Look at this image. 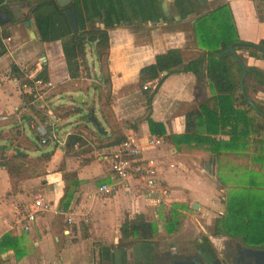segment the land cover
I'll use <instances>...</instances> for the list:
<instances>
[{
  "label": "crops",
  "instance_id": "crops-1",
  "mask_svg": "<svg viewBox=\"0 0 264 264\" xmlns=\"http://www.w3.org/2000/svg\"><path fill=\"white\" fill-rule=\"evenodd\" d=\"M222 4L228 5L242 41L254 44L264 41V0H73L78 31L91 28L107 31V89L110 93L107 100L92 45L85 46L87 69L80 66L74 74L71 72L76 57L69 46L75 32L70 30L64 8L55 0H0V113L10 116L7 121L0 122V139L4 133L8 134L6 141L12 147L10 158L14 152L25 155L21 159L22 165L34 159L30 166L32 172L39 170L36 161L46 163L43 171L21 179L19 184L11 180L15 176L13 172L0 165V237L7 233L13 238L9 248L0 247V264H149L155 249L151 244L143 242L141 248L133 249L118 246V242L124 239L119 232L123 219L143 214L147 220L157 222L155 218L159 215V226L163 227V217L170 207L179 204L181 206L177 210L184 214L195 202L190 200L191 197L210 193L213 185L210 187L200 176L204 174V168L211 166L214 175L220 170L221 161L242 153H211L203 145H194L204 143H177L170 138L184 133L187 113L199 110V105L208 100L213 105L208 80L191 71L168 74L154 93L148 112L144 89L138 84V72L143 66L153 63L157 54L171 48L180 49L184 62L198 57L203 49L195 44L194 23L201 15ZM65 45L69 47L70 56L64 51ZM236 53L245 66H255L264 72V59L250 56L245 49L236 50ZM55 54L59 59L56 65L50 61ZM11 64L19 71L22 67L32 69L36 77L45 67L47 79L41 78L52 84L50 96L58 104L65 127H72V133L79 130L86 144L92 142L89 138H96L98 144L108 143L118 133L135 138L141 148L142 160H153L157 187L166 188L168 194L161 196L157 189L155 194H148L139 179L118 184L109 195L98 194L100 184L115 182L108 159L109 149L113 146L100 149L96 158L89 161L80 159L73 152H66L65 146L49 145L47 150L34 146L25 135L27 128L34 136L28 124L18 125L13 115L16 108L29 99L28 94L21 91V86L30 83L32 78L22 73L27 82L21 83L17 77L15 81ZM154 84L155 81L150 82L148 88ZM254 85L256 92L264 93V87L259 88L261 85L257 82ZM63 96L67 99L64 100ZM251 100L257 103L253 97ZM91 107L104 133H99L88 118L73 117L75 113L87 114ZM261 111L264 112V107ZM254 113L259 115L253 108L247 110V115L252 118ZM148 116L161 124L164 135L150 131ZM254 125L256 129H251L246 144L252 134L259 133L252 141L264 144V119L262 122L254 119ZM96 131L102 136H97ZM213 136L215 140L228 139L226 134ZM151 139L159 142L150 145ZM31 150L33 155L28 153ZM203 159L207 160L201 166ZM253 160L258 161L259 167L263 166L260 154L253 156ZM65 173H74L75 177H66ZM247 173L258 172L234 168L232 177L235 179L232 181L240 183V186L231 188L222 197L223 208L217 216L223 213L230 193L247 192L249 189L264 193L262 178L257 174V183L252 184L253 179ZM243 174L246 183L240 181ZM213 180L215 182V176ZM31 186L32 192L28 190ZM221 188L218 190L223 191ZM65 191L71 193V199L63 209L60 200ZM29 194H33L32 201ZM156 194L164 197L168 204L157 207L154 204ZM38 195L49 202L51 208L36 212L30 229L24 231V218ZM150 214L154 218H150ZM67 218L71 221L68 222ZM214 221L215 218L213 226ZM199 233L198 227L193 238L202 235ZM220 237L238 240L229 235L212 234V239ZM152 238L140 240L129 237L125 240L153 241Z\"/></svg>",
  "mask_w": 264,
  "mask_h": 264
},
{
  "label": "trees",
  "instance_id": "trees-1",
  "mask_svg": "<svg viewBox=\"0 0 264 264\" xmlns=\"http://www.w3.org/2000/svg\"><path fill=\"white\" fill-rule=\"evenodd\" d=\"M195 44L203 51L193 60L184 62L180 49L171 48L155 56L153 63L140 68L138 72V84L141 88L147 82L155 81L154 86L144 89L145 104L148 112L151 110V102L158 86L166 76L178 71H191L197 77L205 78L209 82V89L212 93L210 100L214 101L210 105L209 100L199 105V110L186 114V123L184 133L170 136L171 140L177 143H190L191 141L204 143L194 144L203 145L211 153L220 151H240L244 153L247 147L246 137L251 129H256L254 119L247 115V110L252 107L246 102L249 97V89L257 91L255 82L260 84L259 88L264 87V72L255 66H246L247 74L243 79V90L239 85L242 69L232 54L222 53L230 42H234V50L245 49L250 56L264 59V54L255 49L251 43L245 44L239 37L235 29L234 21L227 4L216 7L209 13L201 15L193 26ZM92 45L96 58L99 62L101 79L104 85L105 98L109 100V73L107 70V49L108 34L102 29H84L71 35V52L76 57V62L71 70L72 74L80 66L83 70L87 69L85 63V46ZM258 45L264 47V41L258 42ZM65 45L64 51L70 56L69 47ZM11 74L17 77L21 83L27 82L23 78L22 72L14 65H10ZM166 71V74H162ZM47 79L45 67L37 75ZM251 99V98H250ZM258 110L262 107L255 103ZM76 111V110H74ZM69 112V111H68ZM67 112V113H68ZM79 112V111H77ZM92 114V107L87 114L82 115L87 120ZM149 129L153 133L164 135L161 124L152 121L147 117ZM203 128H199V126ZM198 129V130H197ZM216 133L228 135L227 140H215ZM97 136H102L96 131ZM126 137L118 133L113 140L105 144H98V149L111 147L119 144ZM86 144L81 132L75 130L68 137L65 144L66 152H75L79 147ZM177 145V144H176ZM25 155L14 152L10 157L0 160V165L5 166L10 172L12 168H18L21 165V159ZM19 159V160H18ZM64 176L75 177L74 173H65ZM252 184H256L251 180ZM264 194L249 191L239 193H230L225 200V209L219 217L216 218L213 226L214 234H224L237 238L246 245L252 247H264ZM71 199V193L65 191L60 200V207L65 209ZM181 205L176 204L170 207L164 218V229L170 233L175 231L181 225L183 214L177 208ZM158 226L155 221H149L143 214H136L133 217L126 216L120 227L119 232L122 238L129 237L140 240L151 239L157 232ZM13 240L9 234L5 233L0 237L1 249H7L11 246L9 243Z\"/></svg>",
  "mask_w": 264,
  "mask_h": 264
},
{
  "label": "rangeland",
  "instance_id": "rangeland-1",
  "mask_svg": "<svg viewBox=\"0 0 264 264\" xmlns=\"http://www.w3.org/2000/svg\"><path fill=\"white\" fill-rule=\"evenodd\" d=\"M53 59L50 60L52 61V63H54L55 65L59 62L58 59V54L53 55L52 57ZM58 70V69H57ZM249 94L251 95V99L253 97V99H255L254 101L257 102L260 106L264 107V93L261 92H256L250 89L248 90ZM63 99L66 100L67 98H65L63 96ZM64 111V109H63ZM84 113L80 112L73 114L75 118H78L79 116H82ZM253 118L255 120H258L259 122H262L263 119L261 117H259L258 114L255 115V113L253 114ZM261 127V125H259V128ZM3 131V130H2ZM262 132V131H259ZM8 134L4 133V137L3 139H0V145H3V147H0V160L2 158L5 157H9L11 152H12V147L10 145H8L9 143H7V139H8ZM25 135L27 136V138H29V140L32 141L34 146H38L40 148V150H47L50 149V146H39L36 141L34 136L31 134V132L28 131V129H25ZM256 134H252V138L249 139V142H252L254 144H247L246 147V151L243 154H238L236 153V157L232 156L229 159L227 158V161H221L220 164V170H217V172L213 175L212 174V167L209 166L208 168H204V174L201 173V177L202 180L205 181L206 183H209L210 187H212L213 185V189H211L210 193L206 196H201V197H191L190 200L198 202L200 204V206L197 209H192L189 207L188 210L185 211V213L183 214V220H181V225L179 226V228L175 231H172L170 233L166 232V230L163 229L162 226H159L160 221H161V216H156L155 220L157 219L158 221L156 222L158 225V230L155 233V236H153L152 240L153 241H138L136 239H132V241H126L125 239L121 240L120 242H118V246H124L127 247L129 249H133L135 247L137 248H141L144 243H148L149 245L151 244L154 247H159V246H166V244L168 243H174L177 246H184L186 241L189 240L190 238H193L195 232H197L198 227L200 229V233L199 234H213V225H212V221L214 218H217V214L218 211L222 210L223 208V204L222 202L224 201V198L222 199L223 196L226 195V193H228V191L231 190V188H235V187H239L240 183L232 181L235 179V177H232L234 168L237 166L238 170L242 169V170H254L256 172H258L257 174L262 178L261 182H263L264 184V144H255L256 141H252L253 138H256L260 135V133L258 135ZM89 140H91L92 142H90V144H85L82 147H79L77 150H75L74 155L79 157L80 159H83L85 161H89L92 160L94 158H96V154L98 151H100V149H98L96 147V145H98V140L96 138H89ZM17 142V140H15ZM254 148L256 149V151H254ZM30 155L34 154V151L31 150L28 152ZM261 156L262 163L263 166L259 167V164L257 163L258 161H254L253 160V156ZM234 155V154H233ZM210 156V155H209ZM204 160L207 159H203L200 163H202ZM34 161V159L27 161L26 163H24L20 166H17L18 170L16 168H12L13 171V178L11 180L16 181L17 183L21 180V179H25V178H29L34 176V173L38 171L41 172L43 171V169H45L46 167V163L45 161L39 160L36 161L37 163H39V170L32 172L30 169L31 163ZM204 163V162H203ZM201 164V166H203L204 164ZM45 164V165H44ZM23 168H22V167ZM22 168V169H21ZM21 169V170H19ZM197 171L198 169L195 168ZM51 170V169H49ZM200 174V173H199ZM239 174V173H237ZM257 174L255 173H247L246 175H248L249 178H252L253 180H255L254 182H256V178H257ZM215 176V182L213 180V177ZM243 176H245L244 174L241 175L240 177L242 178L240 181L242 183H246L243 180ZM41 183H44V181H42ZM19 184V183H18ZM208 185V184H207ZM220 187L223 191H219L218 189ZM30 189V190H29ZM28 190L30 192H32V186L28 188ZM236 193V192H235ZM264 194V193H263ZM30 196V200H33V194H29ZM155 196L159 197L158 194H156ZM264 197V196H263ZM188 206L190 205L189 201L187 202ZM156 204L157 207H161L168 204V201L166 202L164 200V197H160V201L154 203ZM154 214V213H153ZM150 218H154V215L149 216ZM218 241V238L215 239L214 238V242ZM145 247V246H144ZM144 251V250H142Z\"/></svg>",
  "mask_w": 264,
  "mask_h": 264
},
{
  "label": "built area",
  "instance_id": "built-area-1",
  "mask_svg": "<svg viewBox=\"0 0 264 264\" xmlns=\"http://www.w3.org/2000/svg\"><path fill=\"white\" fill-rule=\"evenodd\" d=\"M20 70L25 77L32 78V81L21 86V91L28 94L29 99L13 112L14 120L20 126L28 124L40 146H65L72 133V127H65L58 104L50 96L51 82L34 76L32 69L27 67H22ZM14 80L17 81L16 77ZM149 85L150 82L145 83L143 89H147ZM9 117L6 113H0V122L7 121ZM158 142L157 139H151L148 144L154 145ZM109 150V167L115 182L100 184L97 189L98 194L109 195L116 190L118 184L127 182L129 179L141 180L143 189L148 194H155L156 189L161 196L168 194L166 188L157 187L153 160H142L141 148L135 138L126 137ZM158 201H160V196H155L154 203ZM50 208L49 202L43 200L41 195L36 196L31 205V211L24 218L22 229L24 231L30 229L36 212L48 211ZM67 221L70 222L71 218H67Z\"/></svg>",
  "mask_w": 264,
  "mask_h": 264
},
{
  "label": "flooded vegetation",
  "instance_id": "flooded-vegetation-1",
  "mask_svg": "<svg viewBox=\"0 0 264 264\" xmlns=\"http://www.w3.org/2000/svg\"><path fill=\"white\" fill-rule=\"evenodd\" d=\"M257 112L264 119V112ZM253 249L263 252L255 254ZM149 264H264V247H252L231 237L214 242L212 234H202L181 247L174 243L155 247Z\"/></svg>",
  "mask_w": 264,
  "mask_h": 264
},
{
  "label": "water",
  "instance_id": "water-1",
  "mask_svg": "<svg viewBox=\"0 0 264 264\" xmlns=\"http://www.w3.org/2000/svg\"><path fill=\"white\" fill-rule=\"evenodd\" d=\"M56 3L58 4V6H60L61 8H64L63 13L66 17V20L68 22V25L70 27V30L72 32H76L78 31V21H77V17H76V12H75V7L74 5H72L73 0H55ZM245 44H248L250 42H246L243 41ZM251 45L257 49L258 51L262 52L264 54V47L258 45V44H254L251 43ZM234 46V42H230L227 46V48L225 50L222 51V53H230L233 55V57L235 58V60L239 63V65L241 66L242 69V73H241V77H240V81H239V85L241 90H243V79L245 78L246 74H247V69L245 64L242 62V60L240 59V57L238 56V54L236 53V51L233 48ZM162 74H166V71H163ZM246 102L255 110L258 111L255 103L248 97H246ZM88 120H90L95 127L97 128V131L99 133H104V130H102V128L100 127L98 121L94 118L93 114H90L88 116ZM192 209H197L199 207V203L198 202H193L191 205ZM255 254L258 253H262V250H258V249H253L252 250Z\"/></svg>",
  "mask_w": 264,
  "mask_h": 264
}]
</instances>
